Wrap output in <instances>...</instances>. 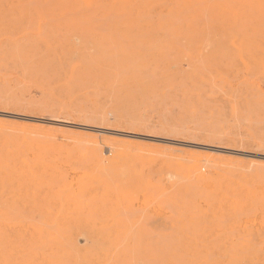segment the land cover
I'll list each match as a JSON object with an SVG mask.
<instances>
[{
  "label": "rangeland",
  "instance_id": "obj_1",
  "mask_svg": "<svg viewBox=\"0 0 264 264\" xmlns=\"http://www.w3.org/2000/svg\"><path fill=\"white\" fill-rule=\"evenodd\" d=\"M5 1L0 41L33 54L0 59V264H264V52L236 28L264 29V0H186L144 20L207 31L120 35L87 16L109 0ZM102 61L121 75L82 74Z\"/></svg>",
  "mask_w": 264,
  "mask_h": 264
},
{
  "label": "bare ground",
  "instance_id": "obj_2",
  "mask_svg": "<svg viewBox=\"0 0 264 264\" xmlns=\"http://www.w3.org/2000/svg\"><path fill=\"white\" fill-rule=\"evenodd\" d=\"M88 1V0H87ZM3 2H6L5 0H3ZM7 2H9L7 0ZM159 3V5H157ZM184 2H186V0H109V5L110 7L107 8V10H105L103 13L101 12H93L92 15H87V16H90L92 18H96L98 21L97 23V26L99 25H102V22L104 20H107L108 18H112L113 21L114 19H119L120 21L118 20H115L114 22L112 21L111 23H109L107 25V29L108 31H112L118 35H120L119 33H125V34H129V33H133V32H143V31H153V32H162V31H165V30H171L173 31L174 33H182L184 32L185 30L189 31L190 34H195L199 31H207L208 28L206 26H200L198 28H193L192 26L190 25H187V29H183L184 27L182 26H177L175 25L172 20H159L158 22H153V23H148L147 19L144 20V18H147L148 16H150L151 14H161L162 17L163 16H166V17H169V18H172V17H184V16H181L183 11H182V8H180L181 4H183ZM150 3H156V4H153V5H150ZM157 5V6H156ZM131 8H133V10H130ZM150 8V9H149ZM149 10V11H148ZM83 13V12H82ZM77 15V14H76ZM63 17H66L65 15H63ZM164 18V17H163ZM205 20L207 21L206 17H204ZM124 19V21H123ZM143 19V20H141ZM166 19V18H165ZM87 20V19H86ZM86 20H84L83 22H87ZM198 20V19H196ZM261 19H257V20H254L253 23H248L247 25H243L241 27H236L239 31L238 33L241 35V39L239 41V45L237 46V48H240L241 49V46L243 47L245 44L246 45H249V48L250 46H252V48L256 49L257 52H264V29H260L263 24H261ZM145 21V22H143ZM176 21V20H175ZM199 21V20H198ZM187 22V21H186ZM178 23V22H177ZM215 23V21H214ZM227 23V21L225 22ZM240 24V23H238ZM106 26V25H105ZM145 26H148L147 28H143ZM209 26V25H208ZM221 26H224V25H221ZM220 26V27H221ZM240 26V25H239ZM104 28V27H103ZM101 29V28H100ZM234 30L235 28H232V27H227V28H224L223 30L227 31V30ZM219 30V29H218ZM106 31V27H105V30ZM103 31V32H104ZM222 31V30H221ZM226 33V32H225ZM260 34V36H258ZM138 35V34H137ZM136 36V35H134ZM119 40V39H118ZM117 39H112V37L110 39H104V40H101V41H96L93 43V51L95 53H104L106 52L110 47H112V44L115 45V43L118 42ZM177 40V39H176ZM15 41H11L9 39H6V41H0V59L1 60H10V59H14V58H23V57H26V59L30 58L29 56H31L33 54V50H24V49H18L17 47H14L13 43ZM184 42V41H182ZM182 44V43H181ZM88 45V44H87ZM245 45V47H246ZM81 46L85 47L86 45L85 44H82ZM181 46V45H180ZM77 46L74 45V44H69V47L67 48H73L75 50ZM144 48V47H143ZM142 48V49H143ZM141 49V48H140ZM247 49V48H246ZM248 50V49H247ZM239 51V50H237ZM254 51V50H253ZM143 52V51H142ZM35 54V52H34ZM107 55V54H106ZM103 56V55H102ZM257 57L259 55H256ZM260 57V56H259ZM93 58V56L91 57ZM253 58V57H251ZM53 60V59H51ZM130 60V59H129ZM89 61V60H88ZM89 62H93V61H89ZM95 62V61H94ZM93 62V63H94ZM84 63V62H83ZM96 63V62H95ZM192 63V62H191ZM208 63V62H207ZM85 64V63H84ZM90 64V63H89ZM88 66V65H86ZM136 66V65H135ZM95 70H100L101 73H110V74H115V76H120L121 73L117 72L116 71L114 72L112 67L109 66L108 64H106L105 62H99L96 67L93 69L92 67H90V69H87L85 68L83 73L82 74H86V75H89L91 73H94L96 72ZM135 70V69H134ZM144 71V70H143ZM99 72V71H98ZM121 72V71H120ZM159 72V70H158ZM129 75V74H128ZM237 78V77H236ZM116 80V79H115ZM168 80V79H167ZM236 80V79H235ZM238 97V95H237ZM0 115H7V114H1ZM15 117H20V116H16ZM22 119L24 120H27V119H31V118H28V117H21ZM21 119V120H22ZM17 120V119H16ZM20 120V119H19ZM34 120V119H33ZM32 120V121H33ZM38 120V121H37ZM36 121L39 122V121H42V122H45V124L47 125H53V124H61L63 121H58L56 119H53V118H46V119H37ZM35 122V121H34ZM64 123V122H63ZM62 123V124H63ZM67 124H69L67 122ZM64 125V124H63ZM54 126H57V125H54ZM84 126V125H83ZM76 129H77V126H75ZM79 127H81L79 125ZM68 128V127H67ZM74 128V127H72ZM84 128L85 131L87 130H94V132L97 134V135H112V134H118L119 136H127L129 135L128 133H123V132H112V131H109V130H104L103 128H96V127H90V128H87V127H82ZM81 128V129H82ZM78 130V129H77ZM91 130V131H92ZM131 137V136H129ZM134 137V135H133ZM151 140V139H150ZM162 140V139H161ZM165 142V141H164ZM166 142H168V144L174 146V147H177L178 149H183L184 147H186V145L188 144H184V143H181V142H176L174 140H167ZM193 147L195 148H199V149H203V150H210L211 152H220V153H224V152H228L229 154H237V152H235L234 150L231 151V150H228L226 148H221V147H208V146H203V145H200V144H195V145H192ZM13 147V146H12ZM11 147V148H12ZM188 147V146H187ZM191 147V148H193ZM13 150L11 149H8L7 150V153H6V156H9V157H12L17 154V153H20L22 151H20V148H12ZM108 148H98L97 147H94L90 153L86 156H84L85 158L87 156H91V157H96L99 159L100 162H102L101 164V168L104 169V170H110L111 168V164L113 162L112 159H106L104 157L105 155V152L107 151ZM107 153V152H106ZM110 153V152H109ZM228 153H225V154H228ZM108 154V153H107ZM33 155V158L34 160H37L41 157V155H44L43 153H40V152H37V153H34L32 154ZM253 155V154H251ZM257 155V154H256ZM254 155V156H256ZM249 156V155H248ZM254 156H252L254 158ZM251 157V156H250ZM259 157V156H258ZM95 158V159H96ZM256 158V157H255ZM58 159V158H56ZM59 160V159H58ZM260 160V159H259ZM264 160V159H263ZM100 164V163H99ZM98 164V165H99ZM85 166V165H84ZM97 167V165H96ZM7 169V167H6ZM98 170V169H97ZM95 171V170H94ZM49 172V170H48ZM85 172V171H84ZM107 173V172H106ZM93 174V173H92ZM101 174V173H100ZM104 174V173H102ZM108 174V173H107ZM105 174V175H107ZM78 176V175H77ZM83 176V175H82ZM85 177V176H84ZM195 180L199 183V184H202V185H205V179L202 177V175L199 174V171L196 170L195 171ZM49 182V181H48ZM80 183V182H79ZM77 184V183H75ZM6 186V185H5ZM108 188V187H107ZM109 190V189H108ZM225 196V195H224ZM52 201V200H51ZM50 206H51V203H50ZM84 208V207H83ZM82 208V209H83ZM34 212V211H33ZM35 213V212H34ZM33 215V214H32ZM40 217V216H39ZM70 218V217H69ZM36 219V218H35ZM39 220V219H38ZM41 220V219H40ZM44 220V219H43ZM36 221V220H34ZM33 221V222H34ZM38 222V221H37ZM45 222V221H43ZM39 223V222H38ZM41 223V222H40ZM46 223V222H45ZM73 223V222H72ZM43 224V223H42ZM47 225H45L46 227ZM109 227V226H108ZM48 228V227H47ZM111 228V227H110ZM17 229V228H16ZM23 230V229H22ZM68 230V229H67ZM109 230V229H108ZM105 232V231H104ZM108 234V233H107ZM105 235V234H104ZM49 238V237H47ZM3 242V241H1ZM97 245V244H96ZM72 246V245H71ZM98 246V245H97ZM104 247V246H103ZM102 247V248H103ZM38 250V249H37ZM84 252V251H83ZM15 254V253H14ZM90 256V255H89ZM172 258V257H171ZM170 258V259H171ZM169 259V258H168ZM223 259V258H222ZM173 260V259H172ZM242 260H248V258H245V257H242V258H237V261H242ZM68 261V260H64V264L65 262ZM175 261V260H174ZM168 262V260H167ZM67 263V262H66ZM71 263H72V260H71ZM169 263H172L169 262ZM112 264V262H111ZM205 264H210L209 261L205 262Z\"/></svg>",
  "mask_w": 264,
  "mask_h": 264
}]
</instances>
